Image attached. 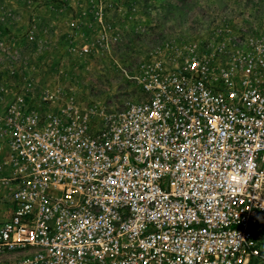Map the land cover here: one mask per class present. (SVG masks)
Here are the masks:
<instances>
[{
    "label": "built area",
    "instance_id": "1",
    "mask_svg": "<svg viewBox=\"0 0 264 264\" xmlns=\"http://www.w3.org/2000/svg\"><path fill=\"white\" fill-rule=\"evenodd\" d=\"M138 83L98 127L6 108L0 264H264V44Z\"/></svg>",
    "mask_w": 264,
    "mask_h": 264
},
{
    "label": "rangeland",
    "instance_id": "2",
    "mask_svg": "<svg viewBox=\"0 0 264 264\" xmlns=\"http://www.w3.org/2000/svg\"><path fill=\"white\" fill-rule=\"evenodd\" d=\"M250 41L264 44V0H0V118L21 101L98 127L145 97L153 63L174 71L188 52L225 57ZM7 154L0 132V179ZM7 190L0 181V220Z\"/></svg>",
    "mask_w": 264,
    "mask_h": 264
},
{
    "label": "snow or ice",
    "instance_id": "3",
    "mask_svg": "<svg viewBox=\"0 0 264 264\" xmlns=\"http://www.w3.org/2000/svg\"><path fill=\"white\" fill-rule=\"evenodd\" d=\"M193 67H195V65H193Z\"/></svg>",
    "mask_w": 264,
    "mask_h": 264
}]
</instances>
